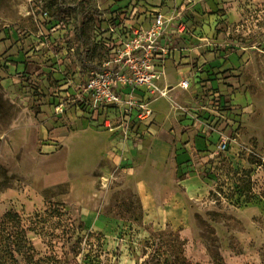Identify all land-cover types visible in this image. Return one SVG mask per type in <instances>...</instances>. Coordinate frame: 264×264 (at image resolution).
<instances>
[{"label": "rangeland", "instance_id": "374dc122", "mask_svg": "<svg viewBox=\"0 0 264 264\" xmlns=\"http://www.w3.org/2000/svg\"><path fill=\"white\" fill-rule=\"evenodd\" d=\"M160 15L154 119L95 113L92 72ZM0 106V220L17 211L36 248L19 264H264V0H0Z\"/></svg>", "mask_w": 264, "mask_h": 264}, {"label": "built area", "instance_id": "2783aa9c", "mask_svg": "<svg viewBox=\"0 0 264 264\" xmlns=\"http://www.w3.org/2000/svg\"><path fill=\"white\" fill-rule=\"evenodd\" d=\"M162 24L160 15L151 28L136 31L130 38L120 40L118 45H122V48L118 49L115 64L108 62L102 71L92 72L84 95L95 113L118 109L131 125L134 120L151 122L154 119L155 113L149 99L156 91L155 81L159 78L160 68L152 64V55ZM144 92L149 93L147 97L143 96ZM110 127L112 131H117Z\"/></svg>", "mask_w": 264, "mask_h": 264}, {"label": "trees", "instance_id": "16d2710c", "mask_svg": "<svg viewBox=\"0 0 264 264\" xmlns=\"http://www.w3.org/2000/svg\"><path fill=\"white\" fill-rule=\"evenodd\" d=\"M1 167L0 164V169ZM243 173L247 175L248 170L244 169ZM1 177L0 174V191L6 189L10 180L8 174H4L3 179ZM237 188L239 191L245 189L241 185H238ZM29 232V229L23 225V219L17 211L11 209L2 216L0 220V264H19V257L34 259L36 248L29 238ZM172 264L194 263L184 258L182 261H176Z\"/></svg>", "mask_w": 264, "mask_h": 264}, {"label": "crops", "instance_id": "0c3cea01", "mask_svg": "<svg viewBox=\"0 0 264 264\" xmlns=\"http://www.w3.org/2000/svg\"><path fill=\"white\" fill-rule=\"evenodd\" d=\"M97 132V131H96ZM158 132L157 137L153 138L152 142V148L150 149V155L151 157L148 159V163L150 162L154 163L157 168H159V164L163 165L170 159V153L172 150V144L165 139L162 135L160 136ZM97 136H105V140L103 144L100 146L101 148L104 146H110V144L114 143V145L119 144L120 141L118 137L110 136L109 133H103V132H97ZM121 144V143H120ZM120 144L118 146H120ZM128 143L126 142V145ZM123 145V143H122ZM101 154H99L97 157L99 158ZM135 178H140V180L137 181V184L139 185V190L142 193L141 199L143 200V206L146 211V213L151 211H156V213H162V205H160L159 199L155 197V194L153 193V185H158V190L161 191L160 187V169H155L154 172H150V170H146L143 168L140 172L136 173ZM7 191L5 192V194Z\"/></svg>", "mask_w": 264, "mask_h": 264}]
</instances>
